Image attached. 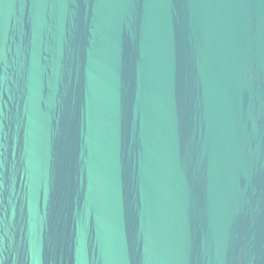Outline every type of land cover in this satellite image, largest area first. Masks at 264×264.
<instances>
[{
	"label": "water",
	"instance_id": "obj_1",
	"mask_svg": "<svg viewBox=\"0 0 264 264\" xmlns=\"http://www.w3.org/2000/svg\"><path fill=\"white\" fill-rule=\"evenodd\" d=\"M0 264H264V0H0Z\"/></svg>",
	"mask_w": 264,
	"mask_h": 264
}]
</instances>
